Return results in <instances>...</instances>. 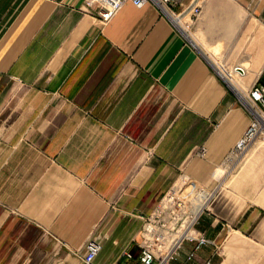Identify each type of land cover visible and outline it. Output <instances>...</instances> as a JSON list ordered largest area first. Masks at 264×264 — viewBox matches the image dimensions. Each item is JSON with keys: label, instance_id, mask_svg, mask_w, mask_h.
I'll return each mask as SVG.
<instances>
[{"label": "crops", "instance_id": "obj_1", "mask_svg": "<svg viewBox=\"0 0 264 264\" xmlns=\"http://www.w3.org/2000/svg\"><path fill=\"white\" fill-rule=\"evenodd\" d=\"M197 2L187 24L154 1L103 22L85 0H0V264H86L92 237V264H146L180 180L206 202L153 246H174L164 264H264V138L225 161L264 84V0Z\"/></svg>", "mask_w": 264, "mask_h": 264}, {"label": "built area", "instance_id": "obj_2", "mask_svg": "<svg viewBox=\"0 0 264 264\" xmlns=\"http://www.w3.org/2000/svg\"><path fill=\"white\" fill-rule=\"evenodd\" d=\"M131 1L134 5L141 7L149 1H154L159 8L172 16L184 19V23L191 24L200 14L201 5L195 0L188 6L182 7L178 13L175 12V0H85L87 10H92L103 22H108L124 5ZM94 7L96 9L94 10ZM249 101L256 106L252 109V119L245 129L241 138L226 155L227 163H235L242 160L251 144L264 138V84L255 82L248 90ZM204 149H202V152ZM203 192L195 193L190 198H184L178 195V191L172 190L166 194L155 211L146 218L144 232L146 234V243L142 248L141 260L146 264H152L155 260L157 264H164L165 260L171 254L173 247L160 249L158 252L153 246L161 245L168 237L176 236L177 231L185 230L195 220L198 211L201 209ZM160 246V247H161ZM158 247V246H157ZM163 247V246H162ZM101 248L97 237H92L86 244V250L82 256L83 262L92 264L94 258ZM164 248V247H163Z\"/></svg>", "mask_w": 264, "mask_h": 264}, {"label": "rangeland", "instance_id": "obj_3", "mask_svg": "<svg viewBox=\"0 0 264 264\" xmlns=\"http://www.w3.org/2000/svg\"><path fill=\"white\" fill-rule=\"evenodd\" d=\"M188 17H185L183 20H187ZM234 88V85L232 86ZM249 86H245V91L248 93ZM172 190L178 191V195L184 197V198H190L195 193L202 194V191L197 188L196 184L193 183L190 180H180L171 188V190L168 192L170 193ZM167 193V194H168Z\"/></svg>", "mask_w": 264, "mask_h": 264}, {"label": "bare ground", "instance_id": "obj_4", "mask_svg": "<svg viewBox=\"0 0 264 264\" xmlns=\"http://www.w3.org/2000/svg\"><path fill=\"white\" fill-rule=\"evenodd\" d=\"M250 107H251V109H253V108H255L256 110H257V108H256V106H254V105H250ZM205 198V196H203V201H202V203L200 204V207H202L203 206V204L206 202V198Z\"/></svg>", "mask_w": 264, "mask_h": 264}]
</instances>
